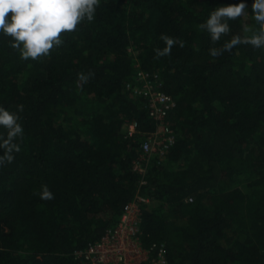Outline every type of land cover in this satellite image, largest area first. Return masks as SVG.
I'll use <instances>...</instances> for the list:
<instances>
[{
  "label": "trees",
  "instance_id": "trees-1",
  "mask_svg": "<svg viewBox=\"0 0 264 264\" xmlns=\"http://www.w3.org/2000/svg\"><path fill=\"white\" fill-rule=\"evenodd\" d=\"M240 2L248 16L229 21L231 33L212 45L198 25ZM252 3L100 0L92 22L38 61L21 59L0 33V106H25L21 152L0 167V264H78L74 252L135 198L141 245H163L167 264H264V48L208 51L244 24L257 27ZM161 33L185 47L154 58ZM135 66L158 73L175 101L167 117L177 140L144 175L133 169L138 138L122 133L131 121L136 137L153 130L125 89ZM89 72L80 86L77 74ZM44 184L54 199L34 194Z\"/></svg>",
  "mask_w": 264,
  "mask_h": 264
},
{
  "label": "clouds",
  "instance_id": "clouds-1",
  "mask_svg": "<svg viewBox=\"0 0 264 264\" xmlns=\"http://www.w3.org/2000/svg\"><path fill=\"white\" fill-rule=\"evenodd\" d=\"M100 0H0V33L10 38V46L19 52L21 59L38 61L50 56L51 52L63 44L62 35L72 33L84 22H92ZM245 2L217 7L209 14L204 23L198 25L201 32H207L212 45L231 33L229 21L248 16ZM252 19L257 27L244 24L243 34L231 35V38L219 48L210 47L209 54L218 57L231 52L240 45H250L253 49L264 48V0H253ZM163 49L155 48L154 58L171 55L174 46L185 47V42L178 37L161 33ZM93 74L78 73L77 80L82 86ZM25 106L19 104L16 111H9L0 106V167L15 161L21 152L24 129L19 113ZM38 194L42 200L54 199L47 184L41 186Z\"/></svg>",
  "mask_w": 264,
  "mask_h": 264
},
{
  "label": "built area",
  "instance_id": "built-area-1",
  "mask_svg": "<svg viewBox=\"0 0 264 264\" xmlns=\"http://www.w3.org/2000/svg\"><path fill=\"white\" fill-rule=\"evenodd\" d=\"M133 83H127L125 89L129 97L140 101L147 119L153 124V130L136 137L134 121L122 126L123 134L129 138H138L139 157L133 169L145 174V166L151 159L161 160L177 140V134L168 113L175 108V101L161 90L162 81L158 73H146L136 70ZM144 165V166H142ZM141 198H135L128 204L117 224L107 230L96 242L74 252L78 264H167L163 245H151L144 248L140 242L139 204Z\"/></svg>",
  "mask_w": 264,
  "mask_h": 264
},
{
  "label": "rangeland",
  "instance_id": "rangeland-1",
  "mask_svg": "<svg viewBox=\"0 0 264 264\" xmlns=\"http://www.w3.org/2000/svg\"><path fill=\"white\" fill-rule=\"evenodd\" d=\"M128 52H129V54H130L134 59H136V52L132 51L131 49H129ZM136 70H138L137 66H135V71H136ZM135 71H134V72H135ZM123 132H124V130H123ZM123 132H122V133H123ZM142 166H144V165H142ZM239 182H240V183L243 182V177H240ZM237 185H238V183H235V184H233L231 187H235V186H237ZM239 185H240V184H239ZM241 187H242V186H241Z\"/></svg>",
  "mask_w": 264,
  "mask_h": 264
}]
</instances>
